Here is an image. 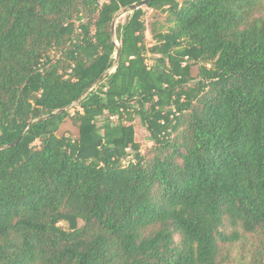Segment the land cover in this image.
<instances>
[{
  "label": "trees",
  "instance_id": "16d2710c",
  "mask_svg": "<svg viewBox=\"0 0 264 264\" xmlns=\"http://www.w3.org/2000/svg\"><path fill=\"white\" fill-rule=\"evenodd\" d=\"M140 1L0 0V264H264V0Z\"/></svg>",
  "mask_w": 264,
  "mask_h": 264
},
{
  "label": "rangeland",
  "instance_id": "374dc122",
  "mask_svg": "<svg viewBox=\"0 0 264 264\" xmlns=\"http://www.w3.org/2000/svg\"><path fill=\"white\" fill-rule=\"evenodd\" d=\"M144 15H143V21L145 24L146 32H145V45L147 47L151 46L153 44V40L151 38V31H158L159 28L162 26L165 20V13H162L160 11H155L150 8H146L145 6L141 7ZM129 13H123L121 10L120 12L115 16L114 18V27L123 24L126 16ZM151 61H149V64ZM197 69L194 67L192 69V76L196 77ZM70 113H72V108L68 109ZM134 126V139L136 143L139 145V151L141 155L147 156L149 154V150L152 146V143L148 139V133L145 130V128L139 123L138 120H135L133 122ZM65 135L70 136L71 138H77L78 136V129L76 126L72 125L70 120H66L59 128L58 135ZM132 159V156L128 157V160ZM127 163V160H126ZM126 163H123V166L126 165ZM78 225H81L80 222H78ZM59 226H61L63 229H68V224L65 221H62L59 223Z\"/></svg>",
  "mask_w": 264,
  "mask_h": 264
},
{
  "label": "water",
  "instance_id": "95a60500",
  "mask_svg": "<svg viewBox=\"0 0 264 264\" xmlns=\"http://www.w3.org/2000/svg\"><path fill=\"white\" fill-rule=\"evenodd\" d=\"M150 1H152V0H142L138 3L132 4L126 8H123L121 11L123 13H132L133 11L141 8L142 6H145ZM111 35H114V21L111 24ZM117 56H118V52H116V58H117ZM44 119H47V118H44ZM39 121H42V120H39ZM19 141H20V138H18L14 143H12L10 145H6V146L1 147L0 150L13 148L19 143Z\"/></svg>",
  "mask_w": 264,
  "mask_h": 264
}]
</instances>
